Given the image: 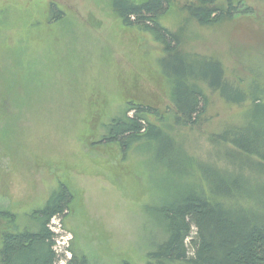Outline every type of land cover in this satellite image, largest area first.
I'll return each mask as SVG.
<instances>
[{
  "label": "rangeland",
  "instance_id": "374dc122",
  "mask_svg": "<svg viewBox=\"0 0 264 264\" xmlns=\"http://www.w3.org/2000/svg\"><path fill=\"white\" fill-rule=\"evenodd\" d=\"M232 1L252 13L200 26L184 9L188 0H172L160 23L183 51L219 61L229 81L264 87V0ZM50 4L63 13L59 22H49ZM163 55L148 33L120 23L109 0H0V106L7 105L0 109V245L3 232L36 229L31 214L64 185L73 201L50 223L58 251L62 236L90 264H148L164 236L153 209L177 181H199V171L178 179L144 140L126 153L101 143L103 126L128 102L158 109L162 120L150 122L166 129L182 156L264 186L256 160L234 158L213 139L247 104H227L202 85L208 105L200 127L177 126Z\"/></svg>",
  "mask_w": 264,
  "mask_h": 264
},
{
  "label": "trees",
  "instance_id": "16d2710c",
  "mask_svg": "<svg viewBox=\"0 0 264 264\" xmlns=\"http://www.w3.org/2000/svg\"><path fill=\"white\" fill-rule=\"evenodd\" d=\"M188 1L184 9L200 26L252 13L242 2L234 4L232 0ZM109 3L124 27L148 33L162 46L164 55L159 68L168 85L169 112L174 123L180 127H200L208 105L202 85L227 104H247L240 120L226 124L213 139L230 146L234 158H253L256 161L252 162V169L264 171V87L256 81L242 87L225 77L219 61L183 51L180 37L160 23L172 0ZM48 10L50 23L63 19V13L54 4L48 5ZM6 106L1 105L0 109ZM149 117L160 118V111L128 102L120 115L103 126L105 134L100 142L117 144L126 153L133 144L144 140L154 145L156 159L178 179L196 168L199 181L189 185L177 181L171 194L163 196L153 209L164 236L147 254L148 264H264V186H251L239 175H229L213 165L182 156L166 129L151 123ZM72 201L70 190L60 185L31 214L36 229L3 232L0 264H58L63 257L55 251L56 235L50 222L53 218L62 220ZM1 215L14 218L8 213ZM65 264L90 263L85 256L70 251Z\"/></svg>",
  "mask_w": 264,
  "mask_h": 264
},
{
  "label": "built area",
  "instance_id": "2783aa9c",
  "mask_svg": "<svg viewBox=\"0 0 264 264\" xmlns=\"http://www.w3.org/2000/svg\"><path fill=\"white\" fill-rule=\"evenodd\" d=\"M56 218H53L52 220H51V222L50 223H53L54 222V220H55ZM60 239L63 241L62 243L65 245H62L63 247L58 251L57 250V245H58V241L56 240V244H55V251L59 254V255H61L63 258L59 261V263L58 264H65V262H66V260L67 259H69L70 258V253H69V251L67 250V248H68V246H67V244H68V242H67V238L66 237H62V236H60Z\"/></svg>",
  "mask_w": 264,
  "mask_h": 264
}]
</instances>
